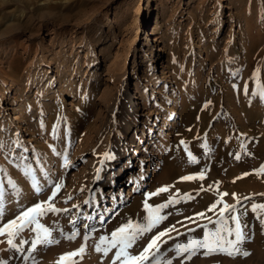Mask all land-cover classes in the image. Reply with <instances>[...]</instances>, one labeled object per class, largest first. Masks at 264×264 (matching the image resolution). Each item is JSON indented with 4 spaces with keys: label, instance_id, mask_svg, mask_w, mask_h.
Wrapping results in <instances>:
<instances>
[{
    "label": "rangeland",
    "instance_id": "rangeland-1",
    "mask_svg": "<svg viewBox=\"0 0 264 264\" xmlns=\"http://www.w3.org/2000/svg\"><path fill=\"white\" fill-rule=\"evenodd\" d=\"M148 5L155 7L150 17ZM154 25L158 48L151 55L147 33ZM155 77L160 84L151 99ZM120 82H127L142 103L130 117L137 126L166 113L167 97L172 105L177 102L176 121L172 141L157 138L148 144V161L133 168L137 182L147 169L148 177L139 181L146 186L132 190L108 208L112 214L105 222H98L104 211H86L82 199L90 201V190L105 180L95 165L111 155L112 133L124 125L119 110L129 109L126 95L116 104V119L109 121ZM8 84L10 92L0 94V127L7 123L13 128V99L40 117L33 130L21 133L15 128L8 143L0 139V227L22 210L47 201L56 184L62 187L51 203L68 211L37 218L58 242H42L33 249L35 225L15 235V248L7 233L0 235V262L58 264L63 254L84 245L85 251L71 258L74 264H113L117 249L107 255L97 252L100 237L110 239L129 220L146 224L145 202L157 206L172 198L177 202L158 213L166 219L137 238L127 249L131 255H138L158 232L171 229L157 241L159 251L151 250L155 264H264V210L252 211L253 203L264 204V187L251 182L253 176L264 180V173L256 171L264 165V0H0V92ZM52 87L57 91L51 92ZM152 108L154 113L149 112ZM248 108L259 112L248 113ZM45 141L51 144H42ZM42 156L54 159L48 162ZM47 167L54 168L53 173ZM201 172L203 179H181ZM239 178L245 181L232 188ZM119 186L113 189V201ZM164 186L167 191L147 195ZM218 200L221 203L209 211ZM225 203L235 205V211L220 218ZM234 215L245 238L233 255L215 248L205 255L202 247L194 254L177 255L176 245L186 246L191 238L202 242L206 231L234 240ZM74 231L79 235L67 239ZM221 243L228 249L226 241ZM245 251L250 255L241 254Z\"/></svg>",
    "mask_w": 264,
    "mask_h": 264
},
{
    "label": "bare ground",
    "instance_id": "bare-ground-1",
    "mask_svg": "<svg viewBox=\"0 0 264 264\" xmlns=\"http://www.w3.org/2000/svg\"><path fill=\"white\" fill-rule=\"evenodd\" d=\"M153 9H155V7L148 5L147 15L149 17L151 16ZM221 16L223 15L221 14ZM157 37H158V31H157L156 26L154 25L153 28L151 30H148V33H147V41H150V44L148 47L150 48V51L147 52L148 54H151V55L155 54V50L158 47H156L154 42L157 40ZM135 56L138 57L137 54H135ZM247 58L250 59L251 55L248 54ZM153 60L154 58H151V61ZM152 68L154 69L155 66H153ZM154 70H157V69H154ZM135 72L136 70L132 69V75ZM159 84H160L159 79L155 77L154 83L151 85V90H150V94H152V96L150 97L151 99L156 98ZM12 88L13 87H11L10 84L6 85L3 91L0 92L1 96L7 95V92H10ZM119 88L120 89L118 92L119 94L118 98L116 97L117 99L115 100L116 102L114 101L115 103H113V106H111L109 109V118H110L109 121H114L116 119L117 107H118L116 104L121 99V97L123 98V96L125 97L126 95L127 97L126 100L128 102L127 108L129 109L124 108V109L119 110V114H121L119 116L121 117L122 120H124V125L122 126V130H118L115 133H112L113 134L112 142H113L114 148H112L113 150H112L111 155H109L104 161L101 160L102 163L97 162L95 165L94 169L95 171H98L100 177L101 176L103 177L104 175H106L105 180L100 182L96 186V188L90 190L91 191L90 201H86L85 198L82 199V203L86 211L90 210L91 213H98L101 210L104 211L102 214H100L99 218L97 219L98 222H105L107 218L111 216L112 214L111 212L112 210H109V209L110 208L113 209V207L117 205L119 202L124 201L125 196H129L132 190H140L146 186L144 182H139V181L145 180L148 177L147 169L144 173L139 175L138 182H137V181H133V176H132L133 168H135L137 165H138V168H140L144 162L148 161V159H146L145 158L146 156L144 155L149 150L150 146H147L148 144L155 142L157 138H161V139L163 138L166 140V142L172 141V136H173L172 130L174 127L173 125L176 121L177 102L174 101V105H172L173 102L170 100L169 97H167V101L165 102V105H164L168 108L166 113L164 114L161 113L160 116H155L149 119L148 121L142 122L140 126H137L135 121H132L130 117H133L136 115L137 112H135L136 111L135 109L141 108L142 103L138 100L139 97L135 95V92L131 90L132 88H130V85L127 82L126 83L120 82ZM50 90L51 92H54V91L56 92L57 88L52 87L50 88ZM1 100L2 99H0V101ZM146 103L147 104L150 103L149 98ZM11 104L12 106H10L9 108H13L15 110L14 113L10 115V119L12 120L11 123H14V125H12L13 126L12 129L9 128L11 125L10 124L8 125L7 123H5L4 125L0 127V130H1L0 134H3L0 137V139L3 138V144L8 143V140L10 138L13 139V137H15L14 135L16 133L15 128L18 129L17 132L18 131L21 132L23 130H31V129L33 130V128H35L39 122L40 116L37 118V116L34 115L35 113H33V109H30V107L26 108V105H24V103L21 100L13 99ZM181 104H183V102ZM28 105L30 106V104ZM49 106L51 107V105ZM49 106L45 108L46 113L50 110V108H48ZM152 106H154V108H158V107L164 108V106L161 107L159 104H155ZM154 108H152L149 112L154 113L155 112L153 110ZM241 110L243 109L241 108ZM247 111L248 113H253V114H257V112H259V110L256 108L255 109L248 108ZM246 116H247V113H246ZM143 118L144 116L141 119ZM21 133H19L20 136L22 135ZM52 136H55V134ZM261 139H264V138H261ZM50 142L45 141L42 144H51ZM141 144H146V145L144 146V148H141ZM254 147L257 148L258 146H254ZM43 156H42V159L44 158ZM53 159H54L53 157L51 158V156H49V159L46 158L43 160L52 162ZM137 159L140 160L139 164H137L136 162ZM53 171H54V168L47 167L48 173H53ZM244 181H245L244 178L240 180L236 179V181L234 180L233 183H231V187L236 188L239 184H241ZM251 182L257 187L262 186V185L264 187V180L259 177L253 176L251 179ZM118 183L121 184V186L118 187L119 189L118 193H116L118 194L117 195L118 197H116V199H114L113 201L112 200L113 195H114L113 189L117 187ZM25 195H28V191L25 192ZM109 202L111 203V206H107Z\"/></svg>",
    "mask_w": 264,
    "mask_h": 264
},
{
    "label": "snow or ice",
    "instance_id": "snow-or-ice-1",
    "mask_svg": "<svg viewBox=\"0 0 264 264\" xmlns=\"http://www.w3.org/2000/svg\"><path fill=\"white\" fill-rule=\"evenodd\" d=\"M261 98L264 99V91H261L260 93ZM181 143H184L183 141ZM191 156V154H189ZM194 160V157L192 158ZM237 159H239V156L237 155ZM258 174L264 173V165L261 166L259 170H256ZM244 175H247L245 173ZM204 178V173H198L193 174L190 176L181 177L183 180H190L194 178ZM62 187L61 184L55 185V190L52 193V196L48 197L47 201H41L38 202L31 207L22 210L18 216H16L14 219L8 220L7 223L3 224L2 227H0V235H3L7 233L8 235V243L10 247H17V245L13 242L15 235L19 234V232L23 231L26 227L30 225H35V227L32 229L34 232H36V238L33 241L32 248L35 249L36 245L42 242L47 243H53L58 241H52L51 240V229L46 227L45 225L39 223L38 217L42 215H46L47 212H61V211H68L67 209H58L55 208V206L51 203L53 198L55 197L57 191ZM39 190V189H38ZM167 186H164L160 189H157L156 193H150L147 195H157L160 192L167 191ZM187 195V194H186ZM228 193H222L221 196H226ZM233 197H236V194H232ZM260 195H264V193H261ZM71 197H69L70 199ZM191 198V197H189ZM245 200L251 199V197H244ZM169 202H177L170 198L169 201L165 202L163 205H157V206H150L145 202V207L149 209V215L146 217L147 223L146 224H133L131 220L128 221V223L121 225L119 228L115 229L111 233L110 239L106 236H101L100 240L96 244V251L97 252H103L105 255L111 249L115 248L117 249L115 256L113 257V264H115V261L118 259L121 260V264H145V262H148V264H155L154 260H151L150 257L155 256V252L151 251L155 248V250L159 251V245L157 244V241L160 240L162 236H165L171 229H165L162 232H158L155 236L152 237V239L148 242V244L143 248V250L138 255H131L127 249L131 248L135 243L137 238L147 232H150L152 228H154L157 224H159L161 221L166 219L165 216L159 215V210L163 207H167ZM221 203V201H216L213 205L210 206L209 211L215 209L216 204ZM237 203H240V200L237 199ZM45 205L47 207H45ZM77 207V206H74ZM153 208L155 211H153ZM258 209L264 210V204H252V211L256 212ZM235 211V205H228L224 204V207L220 209L219 216L220 218L224 217V214L226 211ZM0 215H2V210H0ZM198 216L204 217V213H197ZM188 219H192L189 217ZM232 220L236 221V228H235V239L234 240H227L226 237H223L220 235L219 231L216 233L211 232H205V236L203 241H198L195 238H191L186 246L182 245H176V252L177 255H182L183 253L190 252L192 254L195 253L197 248H204L206 249L205 255L209 254L210 249L215 248L219 251H227L228 255H233L237 249L235 248V245H237L239 242H241L245 237L241 229L239 217L234 215L231 217ZM209 222L211 223V219L209 218ZM216 223H220V220L218 219ZM261 223H264V220L261 221ZM199 226V225H198ZM203 227H206L203 226ZM131 229V232L129 231ZM189 231H194V229H190ZM229 235L232 233V229L228 230ZM79 235L78 231H74L70 234H67V239H75V237ZM89 236L86 234L84 239L87 241ZM171 238V237H169ZM222 241H226L228 245V249L224 247V244L221 243ZM102 245H106L102 247ZM231 249V250H229ZM85 251V246L82 245L79 249L65 253L60 257V261H58V264H74V262L71 260L72 257H76L77 255L82 254ZM244 256L250 255L248 252L241 253ZM189 259L191 256L189 255ZM27 259V257H26ZM0 264H4V262H0ZM168 264H171L169 261Z\"/></svg>",
    "mask_w": 264,
    "mask_h": 264
}]
</instances>
